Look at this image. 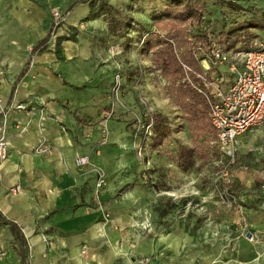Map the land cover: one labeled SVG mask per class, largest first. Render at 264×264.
Wrapping results in <instances>:
<instances>
[{"label": "rangeland", "instance_id": "obj_1", "mask_svg": "<svg viewBox=\"0 0 264 264\" xmlns=\"http://www.w3.org/2000/svg\"><path fill=\"white\" fill-rule=\"evenodd\" d=\"M80 1L85 0H0V68L5 67L3 65L7 61L3 57L9 54L6 35L19 30L16 26L20 22L17 21V11L25 3H28L27 10L31 7L32 10L39 11L40 15L35 23L39 26V38L44 37L48 29L53 27L51 41L57 40L58 48L56 45L52 48L48 45V48L61 60L59 65L69 61V58L64 57V40L78 39L87 44L84 47L87 49L86 55L90 56H86V61L94 63L96 74L102 75L98 82H91L85 88L71 92L67 99L60 102L69 110L81 106L80 109L87 112L84 116L86 123H97L95 129L90 128L91 126L84 129L86 135L83 137H86L85 143L90 154L76 159L78 167L80 157L89 159L86 166L90 167V172L94 175L95 189L98 181L103 179L105 182L102 193L106 192L110 197L109 201H115L120 211L131 216L132 219L128 222H131L132 227L143 231L148 226L147 234L153 231L173 233L172 231L185 229L186 239H191L192 235H200L199 239H204L202 231L206 229L208 234L211 224L219 221L212 214L214 208L234 216L238 206H242L247 228L241 220L243 230L234 236L231 250L234 255L237 254V248L244 239L256 247V250L247 253L245 259L249 263L264 264V125L239 137L236 163L232 167L236 174L239 172V177L230 186L228 199H222L224 185L216 173L219 166L227 163L226 158L212 148L215 145L208 132L194 130L191 136L184 114L171 98L169 84L152 62L157 50L163 46L162 39L166 33H159L158 27L162 22L157 17L165 11L167 2L91 0L89 4L78 5L76 13L67 12L71 5ZM204 1L211 10L209 23L205 27H210L209 31L213 35L225 31L233 34L230 36L233 39L239 24L250 22L264 26V0ZM104 2L120 11L121 18L126 23L124 39L116 40L110 36L109 18L103 10ZM234 6L240 9L237 10ZM56 11L65 17V21L57 26L54 22ZM74 14L78 15V21L69 24ZM33 21L25 24L29 25ZM66 28L72 30L69 36L66 35ZM188 28L193 33L196 30L193 26L191 28L188 25ZM24 29L27 31V27ZM242 33H245L243 37H246L249 44L256 38L264 39V29ZM25 49L30 54L32 42L27 41ZM204 52L207 59H211L210 53L207 50ZM21 67L20 63L18 68ZM202 67L209 71L212 66L203 61ZM215 67L222 81L230 79L226 65ZM3 73L0 74V114H3L0 119V134L8 142V112L12 105L6 103L4 88L12 76ZM57 73L61 76L64 74L62 70ZM14 108L37 111L40 119L44 117L43 108L21 105ZM150 114H161L168 118L172 133L161 145L155 144L153 127L145 125L144 120ZM54 119L58 120L57 117ZM180 146H186L191 151L192 165L187 171L170 160L171 155H178ZM103 148L105 162H101ZM51 152V147L47 146L39 153L34 150L36 154ZM91 155L100 157V162H92ZM17 188L20 187L11 189V193H20L21 190L15 191ZM224 201L229 204L225 205ZM96 204L94 203L95 208ZM100 204L103 207V203ZM167 211L170 212L168 218L165 217ZM238 215L241 217L239 213ZM234 226L236 227L235 224ZM3 240L5 231L1 226L0 259L8 254L1 244ZM9 248L23 260L29 259L28 256L31 255L29 245L21 244L16 239L11 241ZM226 251L224 250V254ZM219 258L213 261L202 259V263L215 264Z\"/></svg>", "mask_w": 264, "mask_h": 264}, {"label": "crops", "instance_id": "obj_2", "mask_svg": "<svg viewBox=\"0 0 264 264\" xmlns=\"http://www.w3.org/2000/svg\"><path fill=\"white\" fill-rule=\"evenodd\" d=\"M26 4L17 11L19 30L6 35L9 54L3 57L7 61L5 67L0 68V74L12 76L4 88L6 103L12 108L7 128L9 157L1 166L0 181V213L7 221H0L5 231L1 244L8 254L0 259V264H203L202 259L213 261L218 257L215 264H255L245 258L256 247L244 239L237 254L231 250L234 236L242 229L238 213L233 216L216 207L212 214L219 221L211 224L208 234L206 229L202 231L204 239H199L200 235L186 239L185 229L180 228L173 233L147 234L144 228L138 230L128 222L131 216L120 211L115 201H109L106 192L96 197L90 167H78L76 159L90 154L83 135L90 126L97 128V123H86L87 112L81 106L69 110L60 101L71 92L98 82L102 74H96L94 63L86 61L90 56L86 55L87 44L78 39L64 40V57L69 58L64 65H59L61 60L48 48H58L57 40L50 39L43 50L27 54V41L32 42L33 48L38 46L52 27L39 38V26L35 24L39 11L31 7L27 10ZM77 18L74 14L69 24ZM66 30L67 36L72 34L70 28ZM20 63L22 67L18 68ZM58 70L64 74L59 75ZM18 105L43 108L44 117L40 119L37 111L16 110ZM40 145L51 147L52 152L34 153ZM102 150L101 162H105V149ZM90 158L100 162L98 156ZM16 187H20V193H11ZM101 202L105 209L100 208ZM106 211L112 214L111 222L104 219ZM166 213L168 218L170 212ZM11 225L19 229L24 242L16 237ZM15 239L29 245V259L23 260L9 248Z\"/></svg>", "mask_w": 264, "mask_h": 264}, {"label": "trees", "instance_id": "obj_3", "mask_svg": "<svg viewBox=\"0 0 264 264\" xmlns=\"http://www.w3.org/2000/svg\"><path fill=\"white\" fill-rule=\"evenodd\" d=\"M167 2L165 11L157 17L161 20L158 27L159 33H166L162 39L163 46L158 49L152 62L160 71L161 77L169 84L171 98L176 106L182 111L186 122L191 130L206 131L210 134L212 142L217 139L216 132L210 122V105L207 97L210 90L206 86V81L211 82L220 78L218 69L211 65V69L206 72L202 67V61L207 59V50L210 53L216 48L226 53H238L250 51L257 40L254 39L249 44L246 42L245 33L251 30H262V24L245 22L237 25L234 34L225 31L213 33L210 27H205L209 23L211 10L204 0H164ZM91 0L80 1L69 7L70 13L78 4H89ZM239 10L240 8L234 6ZM103 10L109 18L108 30L113 39L122 40L126 36V23L121 18L120 11L112 9L104 2ZM163 20V21H162ZM188 25L196 28L194 33ZM53 34V27L47 37L36 47L32 53L39 52L45 48ZM216 34V36H215ZM231 36V37H230ZM201 49V51H200ZM205 77V80H203ZM3 114H0V119ZM146 126H152L155 132V144L161 145L171 136V128L168 118L161 114H150L144 120ZM217 149V146L212 147ZM191 151L186 146H180L178 155H171L170 160L175 162L180 169L188 170L192 165L190 161ZM167 214V213H166ZM0 221L7 224L0 213ZM12 231L19 240L24 242V237L12 226Z\"/></svg>", "mask_w": 264, "mask_h": 264}, {"label": "built area", "instance_id": "obj_4", "mask_svg": "<svg viewBox=\"0 0 264 264\" xmlns=\"http://www.w3.org/2000/svg\"><path fill=\"white\" fill-rule=\"evenodd\" d=\"M64 21V15L56 11L54 13L56 26ZM252 46L250 51L233 54L215 48L212 51L211 59L203 60L213 66L226 65L231 76L230 79L226 78L224 81L216 78L211 82H207L203 77L210 90V96L207 97L210 105V122L217 135L213 144L227 160L225 165L219 166V171L216 173L224 185V190L221 193L222 199H228L229 188L237 178L232 167L236 163L239 137L264 125V39L257 40ZM43 150V145H40L36 148V153ZM7 157L8 142L0 134V180L2 178L1 166ZM88 162L87 157L78 159L80 166L86 165ZM104 182L103 179H100L97 183V198L102 193ZM19 190L20 188H17L15 191ZM224 204L228 205L229 202L224 201ZM100 208L104 209L102 205ZM237 213L241 215L242 224L247 228V220L242 206H238ZM104 219L106 222H111L109 212L104 213ZM144 229L148 230V226H145Z\"/></svg>", "mask_w": 264, "mask_h": 264}, {"label": "bare ground", "instance_id": "obj_5", "mask_svg": "<svg viewBox=\"0 0 264 264\" xmlns=\"http://www.w3.org/2000/svg\"><path fill=\"white\" fill-rule=\"evenodd\" d=\"M205 63V62H204Z\"/></svg>", "mask_w": 264, "mask_h": 264}]
</instances>
